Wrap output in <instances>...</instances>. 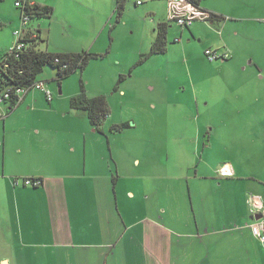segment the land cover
<instances>
[{"label": "crops", "instance_id": "obj_1", "mask_svg": "<svg viewBox=\"0 0 264 264\" xmlns=\"http://www.w3.org/2000/svg\"><path fill=\"white\" fill-rule=\"evenodd\" d=\"M104 1L115 15L116 0H62L58 8L69 9L75 3L99 8ZM253 1L199 0L198 7L217 19L199 21L210 24L194 23L188 30L196 40H206L205 52L231 53L221 63L230 61L231 67L245 72L247 65L256 67L250 73L255 71L258 79L264 57L245 43L248 32L254 34L252 41L254 31L264 34V0L259 7ZM221 5L243 10L244 15L228 14ZM133 6H144V14L162 20L157 35L160 25L167 24L166 0ZM66 23L72 25L68 19ZM211 35L219 40L208 44ZM44 51L71 53L66 49L55 53L51 45ZM115 67L110 84L97 93L109 96L110 105V115L99 130L86 112L71 108V99L80 94L75 87L64 94L60 87V95L51 90L50 102L44 93L31 91L15 108L0 106V264H264V245L251 230L253 224L264 222L262 173H243L233 162L205 175L189 172L191 165H186L189 173L176 168L174 173H159L161 158L166 161L163 167L170 159L162 146L155 141L150 146L123 142L127 133L138 137V125L109 119L114 98L116 104H124L128 97L129 64L117 60ZM253 94L256 103L264 101V92ZM124 123L130 127L113 132ZM27 179L41 185L25 186Z\"/></svg>", "mask_w": 264, "mask_h": 264}, {"label": "rangeland", "instance_id": "obj_2", "mask_svg": "<svg viewBox=\"0 0 264 264\" xmlns=\"http://www.w3.org/2000/svg\"><path fill=\"white\" fill-rule=\"evenodd\" d=\"M20 1L0 0V62L10 51V46L17 45L16 32L26 30L23 28L22 11L17 7ZM30 1L57 7L51 19L35 18L29 23L28 29L42 31L45 43L40 45V49L45 50L51 45L55 53L66 49L72 54L90 52L102 53L103 56L92 60L84 73L64 80L62 86L55 69L46 67L39 81L45 82L56 95H60V87L62 94L69 87L81 92V83H84L87 95L97 97L99 90L110 84L117 60L129 64L125 74L129 78L126 87L128 97L124 104H116L117 99L114 98L109 119L113 117L120 123L129 121L138 125V137L127 133L123 142L150 146L155 141L162 146L166 159L167 155L170 159L167 167H163L166 161L161 158L159 173H174L175 168L177 172H188L186 165H191L192 171L189 172L205 175L217 173L225 163L233 162L241 172L262 173L264 178V101L256 103L253 99V93L264 92V72L256 79L253 76L256 72L250 73L256 68L254 66H245V72L243 68L240 71L231 67L230 61L212 64L205 55L207 43L204 38L196 40L188 29L166 19L164 22L169 26L167 53L152 54L157 38L155 31L162 20L144 14V6L138 9L133 6L135 2L146 3L147 0H130L121 24H118L111 7L108 9L107 1L99 8H83L75 3L69 9L58 8L62 0ZM244 2L241 1L242 4ZM253 2L258 7L261 5V0ZM129 8H132L131 12ZM221 8L231 15L243 11L237 12L229 5H221ZM67 19L72 25L66 23ZM202 24L210 23L195 22V25ZM240 24L249 26L251 23ZM114 26L116 28L112 30ZM254 32L256 41L251 40L253 32H248L250 39L245 45L257 48L256 52L264 57V34ZM62 34L69 38H62ZM214 40L219 38L211 35L208 44ZM216 66L226 69L219 71ZM138 152L142 153L141 150Z\"/></svg>", "mask_w": 264, "mask_h": 264}, {"label": "trees", "instance_id": "obj_3", "mask_svg": "<svg viewBox=\"0 0 264 264\" xmlns=\"http://www.w3.org/2000/svg\"><path fill=\"white\" fill-rule=\"evenodd\" d=\"M199 6V0H190ZM22 6L18 7L22 11V19L29 18L30 21L35 18L51 19L54 15V8L42 6L37 3L32 4L29 0H22ZM127 0H116L117 20H120L126 6ZM209 20L217 19L214 15H210ZM29 26V25H28ZM189 29V28H186ZM169 26L161 24L158 29L156 41L152 47V54L161 55L167 51V35ZM35 35L36 37H33ZM24 47L20 52L9 51L0 62V92L8 88H27L39 81V76L46 67L50 66L57 72V78L60 82L68 79L77 73H84L92 60L102 59L103 56L90 52L82 54H54L40 49V45L45 43L42 37V31L32 32L27 27L25 37L23 39ZM59 60V62H57ZM122 78H124L122 76ZM11 102V107L15 108V101ZM9 105V104H5ZM71 108L76 111H84L88 114L89 121L92 126L101 129L106 119L110 115V105L107 97L97 96L90 98L87 95L84 83H81V92L79 95L71 99ZM130 125L124 123L116 126L113 132L120 133L128 129ZM34 183L39 180H32ZM41 182V181H40ZM37 188V187H34Z\"/></svg>", "mask_w": 264, "mask_h": 264}, {"label": "built area", "instance_id": "obj_4", "mask_svg": "<svg viewBox=\"0 0 264 264\" xmlns=\"http://www.w3.org/2000/svg\"><path fill=\"white\" fill-rule=\"evenodd\" d=\"M167 1V10H168V22L176 23L178 26L182 28H190L197 21H207L209 20L210 14L201 10L197 5L192 3L190 0H166ZM22 2L17 3V7H21ZM31 21L29 18L24 17L23 19V28L26 30L17 31L16 37L18 38V42L16 46L11 48V51L20 52L23 47V39L25 37L27 27ZM33 37H36L33 35ZM206 57L212 63L226 61L231 58V53L229 52H220L218 50H207L205 52ZM59 62V60H57ZM31 91H40L45 94L47 100L50 102L53 100V93L50 89H48L45 82H37L32 86L27 88H8L4 91L0 92V106L9 104L11 106V102L16 97L14 103L15 107H17L24 99V97L30 93ZM225 169H221V174L226 175L224 172ZM23 184L28 187H39L41 185L40 181L33 182L30 179L24 180ZM15 186H19V182H14ZM254 209L256 208V202L254 199L250 201ZM255 214V212H252ZM252 233L254 236L264 245V222H258L251 226Z\"/></svg>", "mask_w": 264, "mask_h": 264}, {"label": "water", "instance_id": "obj_5", "mask_svg": "<svg viewBox=\"0 0 264 264\" xmlns=\"http://www.w3.org/2000/svg\"><path fill=\"white\" fill-rule=\"evenodd\" d=\"M262 218H263V216H257V220L262 219Z\"/></svg>", "mask_w": 264, "mask_h": 264}]
</instances>
